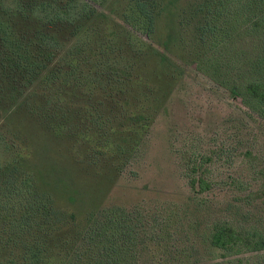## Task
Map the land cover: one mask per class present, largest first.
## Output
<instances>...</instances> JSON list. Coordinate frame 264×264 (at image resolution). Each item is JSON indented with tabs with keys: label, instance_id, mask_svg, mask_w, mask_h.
Listing matches in <instances>:
<instances>
[{
	"label": "rangeland",
	"instance_id": "obj_1",
	"mask_svg": "<svg viewBox=\"0 0 264 264\" xmlns=\"http://www.w3.org/2000/svg\"><path fill=\"white\" fill-rule=\"evenodd\" d=\"M42 4L81 9L79 0H0V60L7 61L8 34L38 30ZM22 5L32 8L27 19ZM176 11L164 16L156 51L130 48L113 25L92 24L99 35L119 34L124 49L112 56L121 62L123 82L117 90L104 83V90L90 95H67L63 107L72 113V126L65 136L48 133L37 115H17L6 127L22 138L14 144L38 187L51 194L57 209L75 216L56 234L61 245L54 253L66 252V233L75 238L88 213L114 207L157 217L163 230L161 245L151 243L149 255L138 253L135 264H264V250L224 257L205 240L218 216L264 235V121L205 71L185 64L180 74L190 47L187 35L183 42L177 37ZM157 52H165L167 61ZM175 57L184 62L175 63ZM195 160L203 162L206 171L199 174L210 183L202 195L189 187Z\"/></svg>",
	"mask_w": 264,
	"mask_h": 264
},
{
	"label": "trees",
	"instance_id": "obj_2",
	"mask_svg": "<svg viewBox=\"0 0 264 264\" xmlns=\"http://www.w3.org/2000/svg\"><path fill=\"white\" fill-rule=\"evenodd\" d=\"M79 1V11L42 4L38 30L10 33L3 40L7 61L0 60V81L6 85L0 87V264H135L138 253L149 255L150 244L159 243L163 230L157 229V217L113 207L88 213L75 238L66 233V252L54 253L61 245L56 234L70 220L74 223L75 216L57 209L51 194L38 187L22 149L14 144L22 138L6 128L17 115H37L44 130L61 138L72 126V113L63 107L67 95H90L104 90V83L120 89L121 62L112 56L124 49L117 44L119 34L99 35L93 23L113 25L130 48L156 51L161 22L169 10L177 9V37L183 42L187 35L190 47L184 64L173 60L180 64V74L187 67L205 71L264 121V0ZM21 7L29 18L32 8ZM157 53L161 62L167 61L165 52ZM200 162H192L188 179L189 187L202 195L210 183L199 174L206 171ZM235 221L215 218L206 231L208 246L224 257L263 251L260 230Z\"/></svg>",
	"mask_w": 264,
	"mask_h": 264
}]
</instances>
